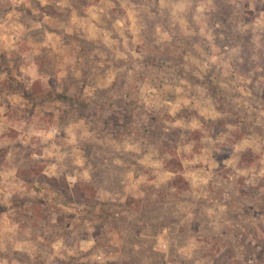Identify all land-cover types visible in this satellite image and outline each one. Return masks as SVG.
<instances>
[{"label":"rangeland","instance_id":"1","mask_svg":"<svg viewBox=\"0 0 264 264\" xmlns=\"http://www.w3.org/2000/svg\"><path fill=\"white\" fill-rule=\"evenodd\" d=\"M0 264H264V0H0Z\"/></svg>","mask_w":264,"mask_h":264},{"label":"built area","instance_id":"2","mask_svg":"<svg viewBox=\"0 0 264 264\" xmlns=\"http://www.w3.org/2000/svg\"><path fill=\"white\" fill-rule=\"evenodd\" d=\"M48 133H50L51 135L54 133L53 131H51V130H49V132Z\"/></svg>","mask_w":264,"mask_h":264}]
</instances>
